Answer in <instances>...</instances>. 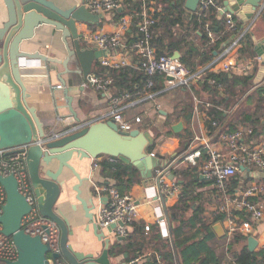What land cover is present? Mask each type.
I'll return each instance as SVG.
<instances>
[{"label": "crops", "instance_id": "crops-1", "mask_svg": "<svg viewBox=\"0 0 264 264\" xmlns=\"http://www.w3.org/2000/svg\"><path fill=\"white\" fill-rule=\"evenodd\" d=\"M78 0H55L60 6L68 7L75 4ZM141 4V10L145 5L148 9V12L151 16L159 19V15H166L172 12L170 3L174 4L178 0H137ZM219 4L223 6L224 0H217ZM126 6L124 11L130 4L125 0ZM233 0H231L232 4ZM183 6L185 8L187 15H192L193 13H198L197 9L195 12H190L185 7V0H183ZM118 10V13L121 11ZM139 10V12L141 11ZM245 7L240 11L241 16H238L236 13H233L234 20L236 22V30L228 38L221 42L217 54H219L228 44L237 38L240 32H242L247 26H249L254 18L255 21L251 25L247 36H249L250 41V51L248 50L246 54H241L239 49L244 45L243 41L241 45L231 54V57L235 60L237 68L231 72H225L221 69V64H216L211 71L214 73H225V76L231 77L233 75H248L251 76L253 88L249 93L244 94L240 100L232 107L228 109H223V107L217 106L218 110H223V115L227 119L218 124L215 119L207 112L211 108L212 104L209 101V94L201 89L199 85L200 80L194 81L189 93H183L178 87L173 90L162 93L152 99H143L137 104L133 105L131 108L127 109L124 112V115L127 119H133L136 116H140L141 122L134 124L138 126L140 130L147 131L152 136L153 141L156 134H159L156 139L158 140V145L156 148V153H158L162 160L166 163L162 167H158L154 170L152 178L144 180L140 178V181L133 184L128 193L131 194L137 202V218L132 225V230L134 229L135 224H141L143 226L142 233L136 235L145 240H149L146 236L150 233V226L154 225L157 229L160 238L164 240H169L171 238V229L174 226L170 221V212L169 208L174 206L182 192L183 178L174 177L170 178V181H174L179 185V193H175L172 196L165 198L164 200L160 197L155 196V187H156V176L158 171L167 170L169 176L170 169L175 168H188L191 166L199 168L202 165L203 161L206 158V155H203L196 159L194 163L190 161L183 160V157L186 153L193 151L197 145V138L201 136H208L209 139L215 144H219L221 148H225V145L221 139L222 128L226 126H232L235 130L239 126H252L256 132L255 141H264V114L259 117L260 125L252 124L248 121H245V115L251 114L258 105L257 98H250V94L253 90L260 85L264 86V76H262L261 61L258 60L257 54L253 50V39L251 34H253L255 40H259L264 36V11L261 12L259 16L256 17L255 14H248ZM6 8L3 3V0H0V26L1 22L6 18ZM132 15V21L130 22L129 27L126 30V36L129 40H132L133 30L136 22H133L137 12L127 13ZM154 14V15H153ZM231 14V13H230ZM126 15V14H125ZM118 17L119 15L106 14L100 18L98 24H88V23H77V31L83 36V31L86 29L94 30L100 33H110L115 31L118 28ZM218 17H223L224 15L218 13ZM155 18V17H154ZM155 18V19H156ZM225 23V22H224ZM164 27L158 28L155 32V37L159 34L163 35ZM153 29V28H152ZM171 33L175 38H178L182 32H185V29L182 28L179 24L175 23L170 26ZM152 33V30H151ZM30 37L24 39L19 44V50H24L28 53H43L55 59H64L66 56V51L64 49V44L62 42L60 33L52 34L51 27L48 25H43L42 27H37L34 30H31ZM153 35V34H152ZM218 36L216 37V39ZM215 39V40H216ZM67 42L72 46V39L67 38ZM2 41L0 40V51ZM81 44L84 48H90L92 45H89L85 42L84 38H80ZM226 42L228 44L226 45ZM156 48V47H155ZM180 57V52L174 50L172 56L176 58ZM215 56L213 55V58ZM179 59V58H177ZM26 71L22 73L24 84L27 90V102L30 106L35 108V112L39 117L40 121L43 124V129L45 134L50 136L51 134H61L67 131L70 128L80 125V123H87L92 119H96L100 114L108 112L112 106L110 102L111 96H119L123 92H129L131 99H141L143 95L147 92L144 91L133 95L128 90H121L116 86L109 88L107 92H103L95 89L92 86H84L82 77L76 74H66L64 78L69 87V93L73 96V108L79 118V122L75 121V117L69 112L66 104V100L63 97V88L58 82V73L63 71V66L61 64L54 63H45L39 59H28ZM25 61V62H26ZM139 61V58L136 54H130L128 56V64L124 67H131L138 70L136 65ZM246 64L249 65V71L247 74L241 73V67H246ZM70 68H75L74 64L69 66ZM94 69L102 67L98 64V61L93 65ZM92 67V68H93ZM105 68V67H102ZM199 68V67H198ZM106 71L108 68H105ZM92 73L93 70L91 71ZM60 85V86H58ZM58 86V87H57ZM170 97V98H169ZM189 100H187L186 99ZM161 100V101H160ZM187 100V101H185ZM169 104V106L167 105ZM185 104H189L188 110L191 114V119L187 124L181 115V108L185 107ZM264 108V106H261ZM264 112V109H263ZM181 116V117H179ZM212 121L216 122V125H212ZM177 122H182V128L179 132H174L172 125ZM133 126V127H134ZM136 128V127H134ZM229 128V127H228ZM173 131L172 134H167L168 130ZM191 132V137L188 139V144L185 149H182V144L185 143V137L180 133H184L185 130ZM232 130V131H233ZM226 132V131H225ZM229 132V131H227ZM104 156H101L96 159H83L79 160L75 155L73 156L71 163L74 165L76 170L79 172L80 176L87 180H84L80 186L81 192L80 196L84 199H92L93 204L91 208V213H93V218L95 220L96 211L101 203H106L105 197L108 198V194L103 187L111 186L114 183V179L106 177L103 175L100 162ZM110 162H115V158L107 157ZM201 180L206 179L201 173H197ZM141 177V176H140ZM65 179V185L59 199L56 203V206L61 210L63 215L68 219L69 226L72 229V234L69 236L68 242L73 246L77 251H82L84 253H93L98 254L102 250L101 242L97 241L96 237L93 234L91 224H88V218H86L84 210L81 206V203L76 198V193L73 191L72 186L76 183L75 177L71 174L70 170L65 169L60 180ZM260 182L264 184V168H246L242 174H237L233 179L232 188L238 189L248 186L251 182ZM155 186V187H154ZM115 188V187H114ZM117 189V188H116ZM194 193L200 195V199L195 202L194 205H198L202 208V218L203 221L211 222L212 229L214 231L215 237L212 240L211 246L216 249L217 241L221 243L219 246V251L223 250L225 252L226 264L230 262L229 254L227 253L228 246L234 243V239L228 238L225 232V220L221 215H216V209L220 203V197L218 191L213 186L212 182L204 186H196L193 188ZM257 200L264 206V193L261 194L258 198H253ZM102 200V202H100ZM108 200V199H107ZM194 208V207H193ZM193 211V209H192ZM191 210H188L185 213V218L189 217L192 213ZM159 213H162V216H158ZM188 215V216H187ZM219 216H221L219 218ZM159 221H162L161 227ZM220 224L223 228V234H217L214 227L215 225ZM146 225L149 226L146 229ZM199 225V224H198ZM197 225V226H198ZM253 236L257 240V245L253 251H259L264 248V216L263 218L256 222L252 223ZM106 236L111 237L110 249L115 245H124L127 240L116 239L114 232L109 233L105 230ZM132 232V231H131ZM244 236V235H242ZM245 238L239 243H234L233 248L238 249L242 245H247V238L249 236H244ZM112 247V248H111ZM117 246L115 249L117 250ZM110 252V250H109ZM137 254L136 256H133ZM129 251L110 256L111 264H128L132 260L136 259L133 264H155L157 258L160 259L159 262L166 263L160 256L159 252L156 250L154 241L145 242L142 251L138 253ZM178 258V257H177ZM180 263L181 260L178 258ZM182 264V263H181Z\"/></svg>", "mask_w": 264, "mask_h": 264}, {"label": "water", "instance_id": "water-1", "mask_svg": "<svg viewBox=\"0 0 264 264\" xmlns=\"http://www.w3.org/2000/svg\"><path fill=\"white\" fill-rule=\"evenodd\" d=\"M3 3L7 14L0 26V40H3L0 51V149L13 152L28 145L26 171L35 199L34 205L42 217L58 226L60 232L58 253H50V245L42 242L39 235L25 232L22 219L30 213L32 205L19 191L13 174L0 175V183L6 193L0 212V231L11 237L17 250L16 260L4 263L50 264V255L52 259L62 257L68 264H111L109 250L112 240L106 236L105 230L111 233L115 225L102 229L94 220L91 213L93 200L80 196V186L87 177H81L71 163L73 156L79 160L101 156L116 158L135 167L144 180L152 178L154 170L164 166L166 162L148 152L153 144L149 132L139 128L122 131L112 119L83 123L61 134H45L35 108L27 102L28 94L21 76L26 71V60L39 59L45 63L63 66V71L58 73V82L63 88V97L69 112L75 117V121L79 122L72 105L73 96L69 93L67 85L69 81H66L64 75L76 74L86 81L93 65L104 55V51L96 47L82 46V35L78 33L76 26L77 23L98 24L101 14L87 10L83 0H78L68 7L60 6L55 0H3ZM198 3L199 0H185V7L193 13ZM223 6V13H236L241 16L240 11L245 7L249 11L248 14H255L257 17L264 11V0H233L232 4L231 0H224ZM43 25L51 27L52 34L60 33L66 51L64 59L19 50V44L31 36V30ZM251 36L253 50L261 61V74L264 76V36L259 40H255L253 34ZM67 38L72 39V46L67 42ZM213 55L216 56L217 51H214ZM71 64H74L75 68H70ZM181 128L182 122L172 125L174 132H179ZM65 169L70 170L76 179L72 189L88 218V224H91L94 236L101 242L102 250L98 254L77 251L68 242L72 229L68 219L56 206L66 182L65 179L60 180ZM243 169L246 168L241 166V170ZM169 178H173V175L169 174ZM104 199L107 202L108 198ZM214 229L217 234H223L220 224L215 225ZM256 245L257 240L249 236L248 249L253 251Z\"/></svg>", "mask_w": 264, "mask_h": 264}, {"label": "built area", "instance_id": "built-area-1", "mask_svg": "<svg viewBox=\"0 0 264 264\" xmlns=\"http://www.w3.org/2000/svg\"><path fill=\"white\" fill-rule=\"evenodd\" d=\"M83 5L92 13L117 15L118 10L124 9L125 0H83ZM136 14L138 20L134 27L132 40L126 36V30L132 21V15L124 14L118 17V28L110 33H100L86 29L83 31L85 42L92 47L104 51V55L97 61L102 67L108 69H119L128 64V56L136 54L139 61L136 65L146 78L144 91L147 93L141 99H131L129 92H123L119 96H111L110 102L113 107L95 120L112 119L122 131L133 129L134 124L141 122V117L136 116L132 120L127 119L124 112L143 99H152L161 92H167L178 87H185L190 90L196 80H201L206 71H210L216 64H221V69L231 72L237 68L235 60L231 54L241 45L242 40L247 35L254 18L249 26L239 33L237 38L228 44L219 54L204 66L194 71L189 70L179 59L172 55H157L156 48L152 42L151 30L156 19L150 15L147 7ZM209 7H214L217 13L224 15L226 30L235 32L237 26L234 17L230 13H223V7L216 0H199L197 12L201 13ZM211 23L205 22L204 31L210 41L216 39V34L211 29ZM250 64L241 67V73L247 74ZM161 75L163 87L158 91H151L154 86V78ZM114 78L111 75L98 76L90 73L84 86H92L97 90L107 92L113 84ZM210 84H216L219 88L221 83H216L210 79ZM60 86V85H58ZM57 86V87H58ZM88 123V122H87ZM212 125H216L212 121ZM256 132L252 126H239L230 132H223L221 139L225 148L212 142L208 136L197 138V147L184 155L183 160L195 162L203 153L205 160L200 166V173L205 178L212 179V184L218 191L221 198L216 209V215H221L225 220V232L230 239L236 233L244 236L253 234L252 223L260 221L264 216V206L254 200L264 193V184L251 182L248 186L238 189L232 188L233 179L237 174H242L244 168H264V141H255ZM20 149L8 152L7 149H0V175L7 176L13 174L18 182L19 191L26 196L32 205L30 213L22 219V228L31 235H39L42 242L48 243L51 248L50 253H58L59 249V228L51 220L42 217L34 205L35 199L32 193L30 180L26 171V154L28 145L19 147ZM112 158V157H111ZM167 170H160L156 176L155 196L165 199L175 193H179L180 187L174 181L169 180ZM108 194L106 203H101L95 214V221L102 229H106L114 224L113 230L115 238L119 237L127 240L132 231V225L137 218V202L129 193H120L114 187H103ZM6 193L0 183V212L5 203ZM158 216H162L159 213ZM162 221H159L161 227ZM149 226L146 225V229ZM1 230V225H0ZM117 239V238H116ZM17 258V250L11 237L5 236L0 231V264L5 261H13ZM50 264H68L62 257L52 259L48 256ZM136 259L128 264H133ZM157 264H166L159 262Z\"/></svg>", "mask_w": 264, "mask_h": 264}, {"label": "trees", "instance_id": "trees-1", "mask_svg": "<svg viewBox=\"0 0 264 264\" xmlns=\"http://www.w3.org/2000/svg\"><path fill=\"white\" fill-rule=\"evenodd\" d=\"M217 1V0H216ZM130 4L124 11H120L117 15H124L127 13H138L141 10V4L137 0H127ZM217 3H219L217 1ZM172 12L166 15H159L152 29V42L156 47L157 55L166 54L172 55L174 50L180 52L179 60L191 71L196 70L198 67L204 66L213 59V52L217 51L221 42L228 38L233 32L226 30L223 17H218L214 7H209L201 13H193L187 15L183 6V0L175 1L174 4L170 3ZM138 17L135 16L133 22H136ZM210 22L211 29L218 38L210 41L204 31L205 22ZM179 24L185 29L178 38H175L170 26ZM164 27L163 35L159 34L155 37V32L158 28ZM247 36V35H246ZM245 36V37H246ZM247 36L243 41L244 45L239 49L241 54H246L250 51V41ZM93 72L98 76L111 75L114 80L112 86H116L121 90L125 89L130 91L133 95L142 92L146 83V78L142 71L133 69L131 67H121L119 69H108L99 67L92 68ZM213 79L216 83H221L223 87L219 88L216 84H210L209 80ZM201 89L206 91L210 96L211 108L207 111L218 124H222L227 118L223 115V110H218L217 106H222L223 109H228L234 106L240 98L251 91L253 88L251 76L248 75H233L231 77L225 76V73H214L213 71H206L203 78L199 82ZM163 87V78L161 75H156L154 78V86L151 91H158ZM183 93H189L187 88H179ZM165 93L161 92L158 95ZM157 95V96H158ZM187 96V94H186ZM250 98H257L258 105L251 114L245 115V121L252 124L260 125L259 117L264 114L261 106H264V86H257L249 96ZM187 99V97H186ZM188 100V99H187ZM185 100V101H187ZM189 101V100H188ZM189 104L181 108V115L185 122L188 124L191 119L190 111L188 110ZM181 117V116H179ZM137 125V124H136ZM134 126L138 128V126ZM229 127V128H228ZM222 128V132L232 131V126ZM140 128V127H139ZM171 129L167 134H172ZM185 137V143L182 144V149L187 146L188 139L191 137V132L187 129L184 133H180ZM159 134L155 135L153 144L149 147L148 152L161 158L156 153L158 145ZM116 159V158H115ZM163 159V158H161ZM100 167L104 176L114 179L111 185L118 189L120 193H128L130 187L140 181V174L138 170L130 164H125L116 159L115 162H110L107 157H103L100 162ZM199 168L191 166L188 168L170 169V174L174 177L183 178V189L177 203L168 209L170 212V221L174 223L171 231V238L164 240L160 238L157 229L154 225L150 226V233L146 236L149 240L154 241L156 250L160 256L168 264H226L225 252L220 250L221 243L217 241L216 249L211 244L215 237L211 222L203 221L202 207L194 205L200 199V195L194 193L193 188L196 186H204L210 184L212 179L206 178L201 180L197 173ZM194 207V208H193ZM193 209V211H192ZM191 210L192 213L189 217L185 218V213ZM221 216H219L220 218ZM199 224V225H198ZM198 225V226H197ZM143 226L135 224L127 242L124 245H115L110 249L111 256L117 255L125 251L134 252V254L142 251L145 238H141ZM139 234V237L136 236ZM245 237L236 233L233 237L234 243H239ZM233 243V244H234ZM228 246L227 253L229 254L230 262L228 264H264V248L259 251H250L246 244L238 249ZM118 247L117 250L115 247ZM137 254L133 255L136 256ZM180 258L181 263L178 258ZM157 264V262H155Z\"/></svg>", "mask_w": 264, "mask_h": 264}, {"label": "rangeland", "instance_id": "rangeland-1", "mask_svg": "<svg viewBox=\"0 0 264 264\" xmlns=\"http://www.w3.org/2000/svg\"><path fill=\"white\" fill-rule=\"evenodd\" d=\"M202 67V66H201ZM200 68V67H199ZM170 98V97H169ZM161 101V100H160ZM169 106V104H167ZM79 125V124H78ZM80 125H83V123H80ZM188 216V215H187ZM1 264H5V263H1Z\"/></svg>", "mask_w": 264, "mask_h": 264}, {"label": "flooded vegetation", "instance_id": "flooded-vegetation-1", "mask_svg": "<svg viewBox=\"0 0 264 264\" xmlns=\"http://www.w3.org/2000/svg\"><path fill=\"white\" fill-rule=\"evenodd\" d=\"M112 248V247H111ZM119 255H120V253H119Z\"/></svg>", "mask_w": 264, "mask_h": 264}]
</instances>
